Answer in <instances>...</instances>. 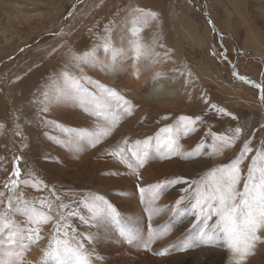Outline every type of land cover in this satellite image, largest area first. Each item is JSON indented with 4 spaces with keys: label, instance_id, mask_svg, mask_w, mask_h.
Returning <instances> with one entry per match:
<instances>
[{
    "label": "rangeland",
    "instance_id": "rangeland-1",
    "mask_svg": "<svg viewBox=\"0 0 264 264\" xmlns=\"http://www.w3.org/2000/svg\"><path fill=\"white\" fill-rule=\"evenodd\" d=\"M85 1L73 0L71 2L70 0L64 4L62 14H60L59 18L60 22L56 24L57 29L61 25L58 35L67 31L75 32V27L72 29L69 28L74 22L71 20V17L81 9ZM122 1L126 3L129 1V6H134L131 0H118L113 6H108L107 11L104 12L100 9V4L95 7L96 24L92 28L90 26L87 31L84 26L79 28V32L71 36L72 38H77L75 41L76 44L71 43L72 39L63 42V45L68 46L70 49L69 59H66L67 56L62 55V62L60 64H51L50 61L45 59V66L42 64L35 65L36 69H41L46 73V78L54 75V69L59 68L63 70V78L67 77L68 79L67 90L76 92V95L71 99H67V101H73L80 108L78 110L81 112L82 117H90L92 120L105 119L106 112H108L109 118L107 124L109 126L103 128L110 129V134L103 136L98 142L93 136L89 135L91 150L99 148V151L95 152V157L93 156L94 159H92V162L120 148L126 150L122 156L118 157L119 159L125 155H131L132 152H140L143 149V152L146 154V162H148L150 161V156L148 155L150 143L145 147L143 141L148 136L154 139L157 133L142 136L141 132L138 131L135 135L131 127L124 126V121L129 116L125 114V110L121 112L124 116L107 110L103 102L104 99L114 98L116 100L122 98L124 100H135L140 103L143 98H134L130 92H124L125 95L121 96L122 94L116 93L114 89L115 82L111 78L108 81L105 79L101 80L97 73L86 69L84 61L86 56L88 58L91 52L95 54L93 59L95 61L98 59V54L101 56L108 54L110 57L109 60H113L115 63L126 68L125 72L132 78L138 79L139 74H141L142 78L139 81H146L145 78L147 77L149 78L148 83L151 84L160 80L162 82L169 81V84L165 86L167 93H171V97L179 100L181 104L187 105L185 109L180 108L178 110L163 105L165 106V110L161 112L176 114L171 124L172 126L176 124L182 125L184 123L180 117L184 113H190L195 116L196 114L204 115L207 126L205 145L209 150L208 161L215 160L213 145H218V142L214 138L215 134L222 133L224 136H232L234 130L240 127L241 133L239 138L230 147L225 148L226 154L221 157V161L218 164L228 167L229 164L241 160V154L244 153V145L248 144L250 146L252 151L247 153L240 163V168L244 170V173L241 174L238 189L242 191L243 185L247 181L249 169L253 168V160L257 161L256 167L258 168L260 153L264 151V110L260 104L259 90L254 85L249 86L237 80L232 74L230 63L234 64L239 75L248 78L251 82L254 81L257 84H264V52L255 48L247 49L245 45L247 41L246 35H249V32L257 34L259 37L260 35L251 27L250 23L245 24L244 27L239 26L243 25V21L240 20L241 18H227L231 13L228 11L229 8L227 7L226 0H143V6L139 8L134 6L127 11L129 12L127 16L125 12L122 14ZM154 11L158 12L153 17L157 19L151 21L155 27H152L153 29L149 33L131 39L125 46L117 42V40L109 42L106 36L102 35L106 29L101 22L102 16L105 13L109 17L106 20H111L112 23L118 21L117 17L122 18L120 17L121 15L126 16L125 18H130L126 23L129 25V31L133 33L134 30L131 29L132 23L136 22L138 26L143 27L141 18H149L151 14H154ZM209 18L213 20L212 22L215 26L212 25ZM47 26L49 27V25ZM216 27L221 32V35L218 34ZM187 29L193 32L196 39L202 40L201 44L192 41L187 33ZM78 35H80L79 38ZM154 35H159L156 45L150 42ZM56 36L57 34H46L45 39L38 43H36L35 38L32 46L18 51L15 57L2 61V65H0V80L9 73V70L11 71L17 67V64L21 62L25 53L30 48L41 46L42 43L46 45L52 42ZM54 45L50 47V51H54L53 53L57 57V52L53 49ZM14 46L18 47L19 44ZM156 53L160 55V59ZM163 53L164 56H162ZM30 60L28 56V62ZM102 64L105 65L103 59L100 60V65ZM70 72L75 74H70ZM31 73L32 70L30 72L26 70L22 72L21 76H15L13 78V80L19 81L16 89L10 86V82H1L2 86H0L2 92L11 95V97L5 98L0 96V139H3L0 149V193H3L0 196V200L3 201L0 204V213L10 212L8 208L9 198L12 199L13 208L17 206V196L20 197V202H31L30 188L32 183L36 186L38 184V187H43L44 193L40 190L37 191L40 199H44V194L53 197V186L58 187L57 191L60 196H63V191L71 187L66 181L67 176H57V178L53 177L54 179H52L49 171H46V164L51 162L58 169L61 166H66L67 173L82 172V167L77 164H70L72 166L65 165L64 163L66 161L63 162L61 153L57 152L54 146L50 144L46 145L42 138L47 134L51 139L60 143L64 142V135H60L51 127V125H54L60 131L82 139L81 130L85 124H77L73 121L64 122L56 119L55 115H50L46 111H44V114H46L44 115L42 113L43 106H41V100L39 98L45 97V93L49 94L48 88L46 87L49 84L44 81L41 84L32 83ZM75 76L77 77L75 85L77 83L79 87L78 91L75 86L69 85V83H73L71 79L72 77L75 78ZM97 81H100V83H97ZM218 84L234 90L237 93L236 100H227L224 94L219 91ZM31 92H34V97H25V93L29 94ZM46 103H50V107L54 106L49 100ZM138 109V107L133 110L130 109V115L136 116ZM218 118L224 121L220 126L215 121ZM113 120L116 122L112 123ZM18 125L19 136H16ZM194 127L195 122L194 125H189L188 129ZM95 128L99 132L102 125L97 124ZM127 133L134 134L136 136L135 141L132 143L128 140L119 141ZM111 136L115 137L116 140L111 139ZM104 139L108 140L104 141ZM103 141L104 145L110 144L111 148H106L103 145ZM137 141L140 143H137ZM167 152L172 153L173 151L166 146L163 147L156 159L172 160L171 157H164L163 154ZM194 158L199 160L198 157ZM80 159L78 155L75 157L76 161ZM213 165L204 163L203 168L192 173V175L177 172L161 176L156 181V187L166 186L177 193L183 192L174 201L176 206L174 209L177 212L182 207L183 201H186V204L191 206L193 218L190 227L199 231V237L208 246V249H206L209 253L208 256L217 257L220 252H226V255L215 263L226 264L227 254L231 249L217 242L215 225L212 221L204 219L207 215V209L201 211V208L193 198L195 186H202L205 180L210 179L209 174L213 170L218 169L217 167L213 168ZM86 166L84 165V167ZM17 168L20 171L18 178L13 175ZM13 179H18L14 190L11 187V181ZM169 181L178 182L169 183ZM95 190L99 193L101 191L98 188ZM69 198L74 199V196H69ZM91 199L90 209L92 213L98 207L105 209V211L96 213L95 216L93 213V225L97 226L100 219L103 220L105 218L106 213L111 212L114 215L117 214V206L115 204L111 205V209H107V206L102 205L95 197ZM104 200L108 201L109 198L105 197ZM177 201H180L179 205L176 203ZM55 202V208H57L58 203L57 201ZM39 204L41 208H45L44 204ZM59 207L62 210V215H58L57 213L52 214L56 223L52 226L49 234L48 229L41 234L42 229H46V222L44 220L35 225L24 227L22 224H18L15 220L14 212H12L11 219L16 222L17 242L12 243L8 238L9 234L7 232L0 235V264H12L14 260L21 259V256H18V254L21 252L23 254L28 253L27 249H31L28 245L31 243L32 247H36L39 243L46 244L44 255L36 260V264H41L46 257L53 259L55 264H71V259L73 260L75 257L73 250L77 248V243L88 250L91 257L99 259V254L92 252L88 240H84L82 243L76 238L73 240L63 239L59 241L60 236L63 235L60 230L65 224L63 215L68 214L71 216V221L66 226L67 233L73 234L81 227V222L76 219L75 213L69 207L63 202L59 204ZM75 208L81 211V205L79 203L75 204ZM45 210L50 211L49 209ZM33 229H38L40 238L36 242L27 240L28 242L26 243L23 234L28 231L32 235H36L35 232L31 231ZM82 236L84 237V232ZM262 241L264 242V237ZM21 245L26 247L22 248ZM261 251L260 262L264 264V248H261ZM102 260L103 258L101 256L100 264H106Z\"/></svg>",
    "mask_w": 264,
    "mask_h": 264
},
{
    "label": "bare ground",
    "instance_id": "bare-ground-1",
    "mask_svg": "<svg viewBox=\"0 0 264 264\" xmlns=\"http://www.w3.org/2000/svg\"><path fill=\"white\" fill-rule=\"evenodd\" d=\"M69 1L0 0V65H2V61L15 57L18 51L32 46L35 38L36 43H38L45 39L46 34H57L52 42L46 45L42 43L41 46L30 48L25 53L21 62L17 64V67L11 71L9 70V73L0 80V86H2L1 82H10V86L16 89L19 81H15L13 78L21 76L22 72L26 70L28 72L32 70L30 74L33 79L32 83L41 84V82H48L47 84H49L46 86L49 93L48 97L39 98L43 109L47 108L46 112L48 114L55 115L56 119L61 121H73L77 124L84 123L85 125L82 130H87L86 133L82 131V139H78L51 125L60 135H64V142L60 143L51 139L47 134L42 138L43 142L46 145L50 144L54 146L57 149L56 151L61 153L63 162L66 161L65 165L72 166L70 164H77L82 167V172L67 173L66 166H61L59 170L51 162L46 164V171H49L52 179H54L53 177L57 178V176H67L66 181L71 187L66 188L63 191V196H60L57 191L58 187L53 186V197L44 194V199H40L37 191L40 190L44 193V189L42 186L38 187V184L36 186L32 183L30 188L32 200L29 203L35 204L39 215L33 220L31 216H20L14 213L15 220L19 225L22 224L24 227L37 224L35 222L37 220H44L46 222V229H42L41 234L43 231H47V229L49 234L52 226L56 223L52 214L57 213L58 215H62L59 204L63 202L75 213L76 219L81 222V227L73 234L67 233L66 226L70 223L71 216L68 214L63 215L65 224L60 230L63 235L60 236L59 241L76 238L82 243L84 240H88L92 252H97L100 257L99 259H95L90 256L91 264H100L101 256L103 258L102 261L106 264H215L226 255V252H220L217 257L208 256L209 253L206 250L208 246L199 237V231L190 227L193 218L191 206L186 204V201H183L182 207L177 210L178 213L174 209L176 207L174 201L183 192L177 193L166 186L157 188L156 181L161 176L177 172L192 175V173L202 169L204 163L208 165L214 164L213 168H229L232 164H229L228 167L218 164L221 161V157L226 154L225 148L221 152H215V160L208 161L209 150L205 145L207 126L203 114L198 115L195 113V116L190 113H184L180 115L181 118H190L192 121L195 119V127L177 134L180 124L171 125L176 114H166L161 111L165 110V106L163 105L178 110L180 108L185 109L187 104H181L179 100L171 97V93H167L165 86L169 84V81L162 82L160 80L151 84L148 83V77L145 78L146 81H139L142 78L141 74H139L138 79L132 78L125 72L126 68L115 63L113 60H109L108 54L103 56L98 54V59L95 61L93 60L95 54L91 52L88 58L86 56L84 61L86 69L97 73L101 80L105 79L108 81L111 78L115 82L114 89L116 93L122 94L121 96L125 95L124 92H130L134 98H143L140 103L135 100H128L131 101L130 109L133 110L137 107L139 109L136 111V116L129 115L127 116L128 118L126 117L124 126L131 127L135 135L138 131L141 132L142 136L157 133L155 138L150 141V148L148 149L150 161L148 162H146V154L143 152V149L140 152L136 151V156L125 155L119 159V155L111 156L108 153L92 162L93 156L95 157V152H98L99 148L91 150L88 134L98 133V130L95 128L97 124L102 125V127L109 126L107 124L109 118L108 112H106L105 119L92 120L90 117H82L79 111L80 108L73 101L70 102L66 98H63L62 90H67L68 83L67 77L63 78V70L59 68L54 69V75L46 78V73L41 69H36L35 65L42 64L45 66V59L50 61L51 64H60L62 62V55L67 56L66 59H69L70 49L68 46L63 45V42L72 39L71 43H75L77 38H72L71 36L79 32V28L84 26L87 31L90 26L92 28L96 24L95 7L101 4L100 9L106 12L108 6H113L118 0H86L81 9L71 17V20L74 22L69 28L75 27V32L67 31L58 35L61 25L59 24L60 26L57 29L56 24L60 22L59 18L64 4ZM131 1L135 7L139 8L143 6V0ZM226 2L229 8L228 11L231 13L227 18H241L240 20L243 21V25L239 26L244 27L245 24L250 23L251 27L260 35L259 37L257 34L249 32V35H246V48H255L264 52V0H226ZM121 4L122 14L125 12L127 16V13H129L127 11L134 6H129V1L128 3L122 1ZM157 13V11H154V14H151L149 18H141L143 27L133 22L131 25V29L134 30L133 33L129 31V25L126 23L130 18H125L126 16L121 15L120 17L122 18L117 17L118 21L112 23L111 20V22L106 20L109 17L105 13L102 16L101 22L106 29L102 35H105L109 42L117 40V42L125 46L131 39L149 33L155 27L151 21L157 19L153 18ZM187 33L192 41L201 44L202 40L196 39V36L190 29H187ZM159 35L152 36L150 42L156 45ZM79 37L80 35H78ZM17 44L19 46L15 47L14 45ZM52 45H54L53 49L57 52V57H55L54 51H50ZM28 56L31 59L30 62H28ZM158 56L160 59V55ZM162 56H164V53ZM101 59H103L105 65H100ZM236 72L237 68H235L234 74L238 77ZM70 74L75 73L70 72ZM236 79L239 80L238 78ZM76 81L77 77H72L71 82ZM97 83H100V81H97ZM69 85L74 86L73 83H69ZM218 88L227 100H236L237 93L230 87L218 84ZM0 96L2 98L11 97L10 94L2 92L1 88ZM27 96L34 97L35 94L34 92L25 93V97ZM103 98L105 97L103 96ZM47 100L52 102L54 106L50 107V103H46ZM118 100L120 99L115 100L114 98H110L104 99L103 102L107 110L124 116L121 114L125 110V106L122 103L124 99L120 100L119 103ZM260 104L264 110L263 103L260 102ZM85 105L87 106V104ZM73 107L75 108L73 109ZM42 113L44 114V111ZM215 121L218 126L224 122L219 120V118ZM166 127L172 129V131L163 132L162 129ZM134 134L127 133L119 141L128 140L132 143L136 138ZM16 136H19V125L17 126ZM222 136H224L222 133H216L214 138ZM170 137L175 139L179 144L178 151L180 154L167 152L163 154L164 157H171L172 160L156 159L157 155L161 153V149L165 147L163 141ZM110 138L116 140L115 137L111 136ZM148 138L150 137L148 136ZM215 140L218 142L217 146H219L221 142L218 139ZM2 141L3 139H0V149ZM68 141L73 142L69 143ZM200 145H204L202 151L198 154H193ZM104 146L111 148L110 144ZM77 155L81 158L78 161L75 160ZM194 157H198L200 161ZM141 162H143L142 166H140ZM129 164L132 167H129ZM84 165L87 166L84 167ZM240 169L241 174L244 173V170ZM62 182L64 181L62 180ZM96 188L101 190L100 193L95 190ZM69 196H74V199H70ZM93 197L109 198L107 202L110 205L115 204L117 206V214L106 213L105 218L103 220L100 219L97 226L93 225L92 216L94 212L92 213L90 209V202ZM40 201L44 202L45 208H41ZM55 201L58 203L57 208H55ZM16 202L17 205L21 203L17 199ZM76 203L81 205V211L75 208ZM45 209H49L50 211H46ZM83 232L84 237L82 236ZM258 235L261 236V240L257 241L255 247L251 249L248 255L242 257L241 254L230 250L227 254L226 264H263L260 262V256L262 255L261 248H264V242L262 241L264 228L258 232ZM30 247L31 249H27L28 253L23 254L21 259L14 260L12 264H36V260L44 255L46 244L39 243L36 247H32L31 243ZM160 252H164L165 254L160 255ZM76 259L75 254L73 260L71 259V264H76ZM41 264H55V262L53 259L46 257Z\"/></svg>",
    "mask_w": 264,
    "mask_h": 264
},
{
    "label": "snow or ice",
    "instance_id": "snow-or-ice-1",
    "mask_svg": "<svg viewBox=\"0 0 264 264\" xmlns=\"http://www.w3.org/2000/svg\"><path fill=\"white\" fill-rule=\"evenodd\" d=\"M242 80L245 77H240ZM249 83H254L249 81ZM73 85L76 90H79L78 85ZM260 92V99L264 102V84L254 85ZM63 98L71 99L76 95V92L70 90H62ZM47 98V93L44 94ZM122 100V98H120ZM118 100V103L120 102ZM125 106V114L130 115L131 101L122 100ZM215 107V106H213ZM42 111H47V108L42 109ZM222 111V110H221ZM103 115V113H101ZM184 123L178 126L177 134L183 131H187L189 125H194V121L190 118H181ZM116 121L113 120L112 123ZM87 132L86 129L81 130ZM163 132H171L172 129L164 128ZM241 133V128L237 127L234 130L232 136H222L217 137L221 144L219 146L213 145L214 152H221L223 148L230 147L236 139L239 138ZM110 134V129L100 128L98 133H89L88 135L94 136L95 140L98 142L103 136ZM75 135V134H74ZM151 137L143 141L145 147H147L151 141ZM69 143L73 141H68ZM127 143V142H126ZM137 143H140L137 141ZM165 146L171 151L180 154L179 144L173 138H168L163 141ZM93 146H95L93 144ZM204 145H200L195 153L198 154L202 151ZM126 149L120 148L117 151L109 153L111 156H122ZM252 149L248 144L244 145V153L241 154V160L244 156L251 152ZM132 156H136V152L131 153ZM187 158V157H185ZM241 160H237L229 168H220L213 170L209 175L210 179L204 181L203 185H197L193 191V198L196 200L197 205L201 208V211L207 209V215L204 217L205 220L212 221L216 229V239L218 243L226 246L228 249L234 250L235 252L241 254V256H246L250 253L251 249L255 247L257 241L261 240V236L258 232L264 228V151L260 153L259 167H256L257 161L253 160V168L249 169L247 176V181L243 185V190L240 191L238 186L240 184ZM141 162V165L142 166ZM132 167L131 164L128 165ZM13 175L15 177L20 176L19 168H17ZM178 181H169V183ZM18 183V179H13L11 181V187L14 190ZM7 187V185H6ZM143 191V189H142ZM3 193H0L2 196ZM20 200V197H16ZM102 205H106L107 209H111V205L108 204L103 197H97ZM3 201L0 200V204ZM43 204V201H40ZM178 205L180 201L176 202ZM8 208L10 212L0 213V235L5 232L9 234L8 238L12 243L17 242V232H16V222L11 219V213L14 212L20 216H31L33 220L39 215L35 204H30L28 201H22L15 208L12 207V199L9 198ZM105 211L104 208H97L94 212V216L98 212ZM114 211V210H113ZM215 217V219H213ZM46 219V217H45ZM40 223V221H35ZM35 232L36 235H32L31 232L26 231L23 234V238L31 242H36L39 237L38 229L31 230ZM21 247H26L21 245ZM30 247V245H28ZM76 254V264H91L90 253L88 250L84 249L83 246L77 243V248L73 250ZM160 255H164V252H160ZM23 253H19L18 256H22ZM11 256V254H10Z\"/></svg>",
    "mask_w": 264,
    "mask_h": 264
},
{
    "label": "water",
    "instance_id": "water-1",
    "mask_svg": "<svg viewBox=\"0 0 264 264\" xmlns=\"http://www.w3.org/2000/svg\"><path fill=\"white\" fill-rule=\"evenodd\" d=\"M205 15H207V14H205ZM209 20H211V22L213 21V20L210 19V18H209ZM212 25H214L213 22H212ZM214 26H215V25H214ZM216 28H217V27H216ZM217 31H218V34L221 35V32L218 30V28H217ZM230 66H231V68H232V73H233V75L235 76V74H234L235 66H234L233 63H230ZM236 73H237L238 77H237V76H235V77L238 78V79L240 80V82L246 83V84H248L249 86H250V85H255V84H257V83H255L254 81H252V82H254V84H253V83H249V79L246 78V77H245V79L242 80L240 77H244V76L239 75L238 72H236ZM258 90H259V89H258ZM259 98H260V92H259ZM260 102H262L261 99H260ZM262 103H263V105H264V102H262Z\"/></svg>",
    "mask_w": 264,
    "mask_h": 264
}]
</instances>
